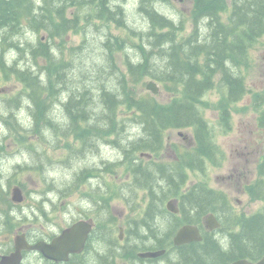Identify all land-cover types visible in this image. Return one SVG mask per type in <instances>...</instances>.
Instances as JSON below:
<instances>
[{"label": "trees", "instance_id": "trees-1", "mask_svg": "<svg viewBox=\"0 0 264 264\" xmlns=\"http://www.w3.org/2000/svg\"><path fill=\"white\" fill-rule=\"evenodd\" d=\"M112 1L0 0V31L3 30L4 41L10 44L11 34L25 38V33L29 32L35 38L32 43L26 42L23 46L17 42L18 50L21 53L27 50V57L34 62L29 68L8 67L0 58V69L11 72L24 85V91L18 93L20 96L7 100L8 108H11L7 113L9 117L0 115V118L16 133L27 134L21 136L26 141L30 132L43 139L47 131L52 136L61 135L65 140L74 136L80 141L78 149L81 148V151L100 142H109L122 150L124 160L105 164L103 173H115L116 168L126 165L136 187L150 189L151 194L160 196L159 199L152 195L142 220L152 223L157 219L159 223H166L167 248L173 246L172 238L180 225L198 224L209 212L225 218L223 225L228 233V248L224 249L215 241L210 242L205 234V243L178 248L177 264H229L240 259L258 261L264 256V209L251 216L231 215L229 218L226 214L230 213V206L224 193L202 183L183 193L181 190L188 180V170L203 171L206 161L219 162L208 122L199 112L197 103L208 91L218 89L222 94V104L228 109L229 105L240 102L248 93L240 68L249 67L250 50L264 37V0H194V31L187 38H180L181 27L156 7L158 2L166 0H136V8L147 24L141 34L131 30L137 36H142L145 31L142 45L135 48L142 53V61L137 65L127 60L133 86L122 85V91L106 86L99 89L102 115L98 118L92 109L96 103L92 88L84 87L75 93L70 91V87L66 90L69 79L64 71L68 62H62V50H55V41L67 32L77 30L82 21L97 20L107 26L116 23L120 28L129 27L128 11L126 5H122L124 0H118L117 4ZM42 33L47 36L44 41ZM110 39L104 44L109 50H106L109 52L108 69L113 70L114 51L122 50L128 44L120 39L114 44ZM39 60L45 65L41 66ZM158 61H163L164 70L156 67ZM115 76L119 79L117 74ZM217 76L219 81L216 82ZM145 77L164 83L174 99L163 105L149 92L138 91L136 84ZM59 88L67 93V97L59 92ZM58 93H61L60 98ZM24 104L32 120L28 131L23 119L13 114ZM263 104L264 93L257 96L254 102L257 108ZM119 106L135 113L132 122L142 132L138 139L130 140L129 145L122 143L125 122L119 119ZM227 109H222L223 122L229 116ZM55 110L57 115H65V125L58 122V118H53ZM258 125L264 130V111L258 116ZM186 128L194 129V151H180L175 146L176 157L170 162H145L144 158L136 157L137 153L140 156L148 152L159 156L164 149V131ZM95 173L96 170H92L78 174L77 183L83 182L87 176L96 177ZM260 175L261 179L248 187V192L264 201V161L260 165ZM174 197L180 198L181 217L170 214L158 203Z\"/></svg>", "mask_w": 264, "mask_h": 264}, {"label": "rangeland", "instance_id": "rangeland-1", "mask_svg": "<svg viewBox=\"0 0 264 264\" xmlns=\"http://www.w3.org/2000/svg\"><path fill=\"white\" fill-rule=\"evenodd\" d=\"M117 2L119 1L115 0L116 4ZM135 2L137 1L124 0L122 2L128 11L127 23L129 27L127 28H120L116 23L107 26L97 20L82 21V25L77 30L69 31L61 39L55 41L57 45L55 50L57 52L59 48L62 50V62H68L64 71L65 76L69 79V86L66 90H69L70 87V91L75 93L78 89L83 90L84 87L92 88L96 100L94 105L91 104L95 117L100 118L102 115L98 99L99 89L106 86L121 90L122 85L133 86V79L129 78L127 60L129 59L137 65L142 61V53L135 48L142 45L145 31L142 36H137L131 30L141 34L142 29H146L147 24L140 16ZM156 7L162 14L174 19L178 27H181L182 30L179 28L180 38H187L194 31L192 19L194 0H166L158 2ZM204 30L205 28H203V33ZM2 31H0V35L3 34ZM10 36L15 38L18 35L11 34ZM25 36V38L18 36L19 39L16 38V40L11 39L13 44H4L3 52L20 63L21 67L29 68L34 65V62L27 57V50L21 53L20 50H16L17 47L15 46L17 41L23 46L26 42L32 43L35 39L32 32L25 33ZM41 36L43 41L47 37L45 33H42ZM109 38L114 44L117 43L118 39L122 40L124 44H128L122 49L123 51H114L115 69L113 70L108 69L109 52L107 51L109 50L104 44ZM39 64L43 66L45 62L39 60ZM156 67L164 70L163 61H158ZM240 71L242 72L240 75L244 77L248 88V93L240 102L229 105L227 109V105L222 104L221 92L214 89L208 91L197 103L199 112L208 122L212 142L218 151L219 162L215 164L208 161L203 173L198 170H188L189 177H187L188 180L181 193L197 183L206 184L216 191L225 193L230 199L232 212L242 217L261 212L264 208V201L256 199L255 195L248 192V187L261 179L260 165L264 161V130L259 128L257 124V117L264 110V104L258 108L254 105L255 98L264 92V37L260 39L255 48L250 50L249 67H242ZM158 72L161 73V71ZM116 74L119 79L121 78L120 81L115 76ZM154 81L157 82L158 87V93L153 94L155 99L160 104L167 105L174 99V95L164 83L145 77L136 84L138 91H147L146 85L154 83ZM217 81H219V76L216 77ZM61 90L59 88V92H62ZM22 91H24V85L14 74L0 71V115L7 114L8 110L11 109L8 108L5 99L17 97L18 93ZM62 95L67 97V93L62 92ZM60 97L61 93H58V98ZM20 102L22 106V99ZM13 105L14 103L11 106ZM19 108L20 106L15 111L13 110V114L16 113L23 119L22 122L26 124L28 131L32 122L29 116L30 112L25 104L21 109ZM224 108L229 113L225 123L222 118V109ZM118 111L119 119L121 122H125L122 143L129 145V141L134 139L137 134L141 135L142 132L140 128L135 127V122H132L136 117L134 112H130L123 106H119ZM23 115L25 116L23 117ZM52 116L58 118V122L61 121L60 123L63 125L66 124L65 115H57L55 110L52 112ZM32 133L30 132L27 141L23 140L21 136H27V134L16 133L0 118V177H2L0 186L5 193L0 197V206L6 209L9 207L8 202H11V198L14 197V190L17 187L22 190L24 200L26 197L28 200L25 206L19 207L14 212L18 217H10L11 219L8 220L30 223L42 221L48 223L45 226H49L53 222H59L63 225L68 201L79 200L82 196V198L106 202L108 206H111L112 214L118 222H124L130 218L134 221L141 220L144 222L145 220L142 219L145 218L144 213L149 207L152 195L160 199V196L151 194L150 189L136 187L133 182L134 177L128 174L126 165L116 168L115 173L101 172L100 169L105 167V164L124 160L122 150L113 144L108 142L99 146L97 143L92 148L78 152L77 147H79L80 141L74 136L65 140L61 135L52 136L46 131L42 139ZM163 140L164 149L159 156L150 158L152 162L173 161L176 156L175 146L182 150L194 151L196 149L193 128L168 129L164 131ZM136 157L141 158L138 153ZM94 169H97L96 177L89 178L92 176H87L83 182L77 183L78 174L83 175L88 171L92 172ZM67 189L77 190V192L73 193L68 200L65 199V203L58 201L57 207L49 208L50 210L46 213L52 214L40 218L42 215L36 212L37 216L32 220L33 214L28 207L38 204L36 201H40L42 197L51 193V190ZM95 190L98 194L95 193ZM118 191L122 192L119 194ZM50 195L52 196V194ZM125 197L132 200L130 205L124 201L127 200ZM87 201L84 200V202ZM162 203H164V199ZM166 203L167 201H165ZM0 215L4 217L2 213ZM179 217L181 216L179 215ZM148 224L150 229L152 227L159 229L162 226V223L160 226L158 221L156 225L151 221ZM34 226L36 225L31 227ZM217 237L221 240L222 233L218 234ZM174 258L172 261H175Z\"/></svg>", "mask_w": 264, "mask_h": 264}, {"label": "flooded vegetation", "instance_id": "flooded-vegetation-1", "mask_svg": "<svg viewBox=\"0 0 264 264\" xmlns=\"http://www.w3.org/2000/svg\"><path fill=\"white\" fill-rule=\"evenodd\" d=\"M75 192L77 190H51V193L36 201L38 204L28 207L33 214L32 220L37 213L42 215L40 218L52 214L46 212L57 207L58 201L65 203ZM95 193L98 192L95 190ZM3 194L0 186V197ZM83 198L80 196L79 200L68 201L63 225L59 222L45 226L48 223L42 221L30 223L8 220L18 217L14 212L28 203L27 197L20 203L11 199L7 209L0 206V213L4 216L0 215V264H169L167 260L161 259L163 256H141L159 251L165 244V231L161 227L158 230L153 227V233H150L143 230L149 224H136L132 218L118 222L106 202ZM85 199L88 201L84 202ZM126 199V204L130 205L132 200ZM63 236L65 241L57 243ZM170 250L179 258L178 249Z\"/></svg>", "mask_w": 264, "mask_h": 264}, {"label": "water", "instance_id": "water-1", "mask_svg": "<svg viewBox=\"0 0 264 264\" xmlns=\"http://www.w3.org/2000/svg\"><path fill=\"white\" fill-rule=\"evenodd\" d=\"M147 89L150 90L152 93L157 94L158 93V87L155 83H150L147 86ZM13 200L15 202H22L23 197H22V191L20 188H16L14 190V198ZM168 209L170 212L173 213H178L179 210L176 208L175 204H173L172 202L168 204ZM210 221L213 224H210V229H214V227H217L218 225H216V221L214 220L213 217H210ZM215 222V223H214ZM78 228V226L76 227ZM79 229V228H78ZM67 234V233H66ZM65 236H63L62 238H60L57 243H62L65 241ZM202 240V236L200 235V231L198 230L197 227L191 226V225H186L183 226L177 233L176 237L174 238V244L176 246H180V245H185V244H189L191 242H199ZM164 254L163 251L161 252H157V253H148V254H143L142 257H150V258H154L157 256H160ZM233 264H253L251 262H248L246 260H241L238 262H235ZM256 264H264V258L256 263Z\"/></svg>", "mask_w": 264, "mask_h": 264}, {"label": "bare ground", "instance_id": "bare-ground-1", "mask_svg": "<svg viewBox=\"0 0 264 264\" xmlns=\"http://www.w3.org/2000/svg\"><path fill=\"white\" fill-rule=\"evenodd\" d=\"M1 33H2V32H1ZM4 34H5V33H4ZM5 35H6V34H5ZM4 37H5V36H4ZM13 37H14V36H13ZM5 39H7V38H5ZM74 107H75V106H74ZM69 111H70V110H69ZM116 130H117V129H116ZM120 130H121V129H120ZM122 131H123V130H122ZM120 132H121V131H120ZM118 134H119V133H118ZM119 136H120V134H119ZM119 136H118V137H119Z\"/></svg>", "mask_w": 264, "mask_h": 264}]
</instances>
